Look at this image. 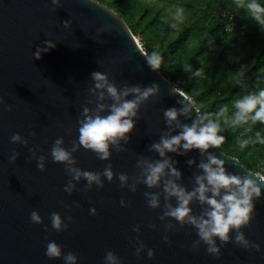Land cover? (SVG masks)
Here are the masks:
<instances>
[{"label":"water","instance_id":"1","mask_svg":"<svg viewBox=\"0 0 264 264\" xmlns=\"http://www.w3.org/2000/svg\"><path fill=\"white\" fill-rule=\"evenodd\" d=\"M65 20L71 22L68 27ZM105 26H109L108 31H97ZM45 41L55 47L36 59L34 53L48 47ZM144 55L125 21L96 0H60L58 6L52 0H0V97L5 102L0 105V264H65L62 257L50 259L45 255L50 241L62 246L65 254L75 253L76 264H106L108 251L115 254L118 264H264V188L254 201L250 225L241 229L249 249L253 243L259 244V252L235 244L233 230L226 245L216 238V245L221 247L217 258L207 252L203 241L197 249L192 248L200 239L193 226H181L171 217L160 219L166 205L175 206L176 199H166L163 182L152 188L141 182L138 160L170 158L181 175L176 179L166 170L164 179L173 180L189 192L197 186L196 177L204 174L199 165L207 162L209 154L224 160L229 173L252 175L258 180L263 176L214 147L203 154L192 149L183 155L167 152L165 157L151 150L162 135H178L182 129L177 124L191 125L200 115L194 106L171 126L166 123V109H180L183 98L193 102L151 69ZM95 71L108 74L118 89H143L155 83L159 92L141 104L129 141H120L122 151L110 146L108 160L98 159L96 153L82 146L73 153L77 160L74 167L102 174L111 164L114 175L111 182L101 175L103 187L93 183L88 191L85 179L73 180L75 188L69 194L64 191L71 179L66 165L54 163L50 152L58 138H63L66 149H71L73 141L78 142L83 107L92 114L98 104L113 103L107 93L99 100L100 90L95 95L89 91L94 86L91 73ZM173 88L180 95L173 94ZM100 114L107 115V108ZM13 133L26 139L27 147L12 143ZM30 150H35L36 157L46 156L44 172L37 168ZM13 153H19L15 164L9 163ZM189 160L194 162L189 164ZM119 173L128 177L123 188L115 175ZM133 184L135 192L129 188ZM145 192L159 194L158 208L149 207ZM189 206L197 216L207 208L196 199ZM92 208L96 209L95 215L90 212ZM32 211L39 213L42 224L31 222ZM53 212L60 213L69 224L67 231L52 229ZM149 249L155 253L152 258L147 255Z\"/></svg>","mask_w":264,"mask_h":264},{"label":"clouds","instance_id":"2","mask_svg":"<svg viewBox=\"0 0 264 264\" xmlns=\"http://www.w3.org/2000/svg\"><path fill=\"white\" fill-rule=\"evenodd\" d=\"M54 6L60 4V0H52ZM236 6L245 9L251 17L264 29V5H261L258 0H236ZM53 12L56 10L54 7L51 9ZM179 14V10H178ZM65 27H68L71 23L68 20L64 22ZM175 27V25H173ZM109 26H105L98 29V32L108 31ZM48 45L47 48L38 49L34 56L36 59L41 58L43 52L49 51V49L55 47L50 42L45 41ZM104 43V41H101ZM147 64L151 69L157 70L160 67L162 57L153 52L151 55H144ZM130 59V58H129ZM195 75H200L197 71ZM91 78L94 81V86L89 89L91 93L96 94L99 91L98 99H105V93L113 101L110 105L98 104L94 113L90 114L88 107H83V118L78 121L79 123V136L78 142L73 141L71 149H66L62 145L64 144L63 138H58L51 149L50 155L54 163L65 164V171L71 177L64 191L71 193L75 188L73 180L79 181L81 178L87 181L85 191L91 189L93 183L98 187H103L101 175L107 178L109 182L113 179L112 165H106L103 173L84 171L80 168L74 167L77 164V160L74 159L73 153L79 150V147H83L86 150H91L96 153L98 159L108 160L110 153V146H113L116 151H122L120 147V141L123 140L127 143L130 139L129 133H131L135 127V120L137 118L138 111L141 104L145 103L150 96H154L159 92V85L153 83L151 86L141 89L139 86L128 87L118 89L117 86L109 80V75L100 71L91 73ZM173 94L180 95L176 90L172 89ZM129 95H132V99H127ZM5 102L0 97V105ZM180 103L183 105L180 109L175 107L166 109L164 111V118L166 123L171 126L173 122L178 121L179 115L187 116L193 109L194 105L183 98ZM233 107L236 111L231 117L232 127L247 124L251 121L253 124L256 122L264 123V89L257 92H252L243 97L235 100ZM107 108V115H101L100 113ZM7 110L11 111V105L7 106ZM198 111V110H197ZM227 107H222L216 114L215 119L207 116L199 117L193 121L191 125L177 124L182 130L178 135H162L158 143L151 145V150L159 153L161 157H165L167 152H176L180 155L187 153L192 149H198L201 153L207 152L211 147L219 148L225 142V136L220 135L221 118L225 124L229 123V118L226 115L228 113ZM207 120V123L204 121ZM35 135V133H31ZM256 138L261 143L260 133L256 134ZM12 143H20L25 147L28 145V141L24 139L19 133H13L11 136ZM249 143V140L240 141V146L245 147ZM183 149V152L180 149ZM33 153V157L37 160V168L44 172L46 170L45 161L46 156H35V150H30ZM19 158V153H13L9 157V163L15 164ZM194 161L189 160L188 163L192 164ZM137 166H142L141 181L147 187L152 188L158 186L163 182V190L167 194L166 199L169 197H175L176 205H166V210L160 219L165 217H171L177 221L181 226L191 225L197 230V235L200 238L192 245L193 249H197L199 241H203L207 245V252L219 258L221 255V247L216 245V238H219L221 245H226L231 237L230 233L235 231L234 243L249 249V241L245 238L242 228L249 226L254 217L255 203L254 201L259 199L262 195V188H264V177L260 180L252 175H237L229 173L225 168V161L219 159L213 154H209L207 162H202L199 167L203 170V175L196 177V187L192 191H187L184 187L178 185L171 179H164L167 174L180 178V172L173 166V161L170 158H164L161 160L148 161L141 159L137 161ZM118 175V179L121 182V187L126 185L128 180L127 175L123 173ZM130 191L135 192V185L129 186ZM211 193V195H209ZM157 193L145 192L144 196L147 199L149 207L155 209L159 207V199ZM196 199L202 205H207L204 212L197 216L192 214V208L190 203ZM121 205H124V201H120ZM65 207H70L65 205ZM92 215L96 214V209H90ZM30 220L34 224H42V217L38 212L32 211L30 213ZM51 227L55 231H67L69 224L65 223L60 213L53 212L50 214ZM67 220L72 221V217L68 216ZM168 227H172L169 225ZM45 231H48L45 226ZM136 230V229H134ZM164 240L167 241L168 237L165 235ZM256 252L260 251V245L253 243L251 249ZM140 249H137V255H139ZM45 255L50 259L63 258L65 264H76L77 255L73 252L64 253L62 246L58 245L55 241L47 243ZM149 258H152L155 253L149 249L147 252ZM106 264H118L117 257L112 251H108L105 255Z\"/></svg>","mask_w":264,"mask_h":264},{"label":"trees","instance_id":"3","mask_svg":"<svg viewBox=\"0 0 264 264\" xmlns=\"http://www.w3.org/2000/svg\"><path fill=\"white\" fill-rule=\"evenodd\" d=\"M258 2L264 4V0ZM236 10L246 11L236 6V0H226L218 6V18L209 29L183 25L165 46L153 50L145 47L144 52L146 55L156 52L162 57L157 71L167 80L170 73L178 75L183 67L187 68L185 74L173 79L180 83L179 87L175 84L178 89L191 96L200 117L215 119L222 107L228 108L229 123L225 124L221 118L222 131L219 133L226 139L217 149L237 158L256 173L264 164V143L257 140L256 134L259 132L264 140V132L251 121L234 128L231 117L236 111L233 107L235 100L264 89V76L260 74L264 69V29L259 24L249 29L243 22L238 23ZM116 14L122 16L133 36L136 35L133 23H127L126 11L120 9ZM157 16L158 12H155L148 25H155ZM228 16L233 18L235 27L232 32L225 33ZM197 71L200 75H195ZM245 139L249 143L241 147L240 141ZM260 174L264 176V171Z\"/></svg>","mask_w":264,"mask_h":264},{"label":"rangeland","instance_id":"4","mask_svg":"<svg viewBox=\"0 0 264 264\" xmlns=\"http://www.w3.org/2000/svg\"><path fill=\"white\" fill-rule=\"evenodd\" d=\"M98 1L101 4L108 6L115 12H118L120 9L126 11V18L128 19L127 23L128 25L129 23H133V28L137 30L134 37L137 39L143 50L145 47L153 50V48L158 46H165L171 37L176 36L177 32L183 25H189L195 29H209L218 18V6L226 2V0ZM155 12H158L156 24L148 25L149 19ZM235 14L238 19V23L243 22V25L247 26L249 29H253L258 24L247 11L236 10ZM173 25H175V27H173ZM144 28H146V31H144ZM186 72L187 68L183 67L178 75L172 76L170 73L168 80L179 87L180 83L176 79H178L181 74H185ZM260 74L264 76V69L260 72ZM173 77L176 79H173ZM188 97L192 101L191 96ZM254 125L264 132V123L256 122ZM263 171L264 164L259 170H257L256 173L260 174Z\"/></svg>","mask_w":264,"mask_h":264},{"label":"built area","instance_id":"5","mask_svg":"<svg viewBox=\"0 0 264 264\" xmlns=\"http://www.w3.org/2000/svg\"><path fill=\"white\" fill-rule=\"evenodd\" d=\"M223 15H225V14H223ZM228 18V21L226 22V24H225V27H224V32L225 33H230V32H232V30L234 29V27H235V22H234V20H233V18L231 17V16H228L227 17ZM141 46V45H140ZM142 48V47H141ZM174 86H175V88H177L178 89V87L175 85V84H173ZM178 90H180V89H178ZM181 91V90H180ZM182 92V91H181ZM188 97V96H187ZM189 98V97H188ZM190 99V98H189Z\"/></svg>","mask_w":264,"mask_h":264}]
</instances>
